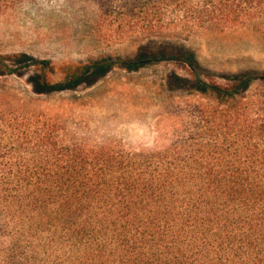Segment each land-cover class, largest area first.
Segmentation results:
<instances>
[{"label": "trees", "instance_id": "1", "mask_svg": "<svg viewBox=\"0 0 264 264\" xmlns=\"http://www.w3.org/2000/svg\"><path fill=\"white\" fill-rule=\"evenodd\" d=\"M24 1L0 0V16ZM87 1L102 8L109 44L264 23V0ZM139 56L64 66L57 81L49 62L0 55V79H26L32 90L0 92V264H264V118L243 104L264 75L223 87L198 75L193 52L155 45ZM169 62L186 64L199 92L237 103L189 111L162 150L91 145L76 136L82 124L35 106L94 87L115 67Z\"/></svg>", "mask_w": 264, "mask_h": 264}, {"label": "rangeland", "instance_id": "2", "mask_svg": "<svg viewBox=\"0 0 264 264\" xmlns=\"http://www.w3.org/2000/svg\"><path fill=\"white\" fill-rule=\"evenodd\" d=\"M102 14V8L87 0H26L0 16V55L24 54L49 62L55 70L53 78L59 81L64 66L105 57L133 60L142 48L157 45L193 52L198 75L223 87L229 86L232 76L264 75L262 22L225 32L171 30L109 44L100 35ZM175 74L183 82L176 84ZM1 90L18 99L24 98V90L32 93L26 79L17 77L0 79ZM245 97L243 104L252 108L254 117L264 118V81H254ZM234 103L213 91L199 92L188 66L169 62L136 72L115 67L94 87L43 97L35 106L49 117L82 124L76 136L91 145L134 143L139 151H157L169 144L174 129L190 121L189 111L224 109Z\"/></svg>", "mask_w": 264, "mask_h": 264}]
</instances>
